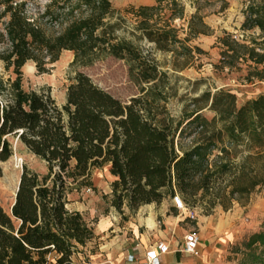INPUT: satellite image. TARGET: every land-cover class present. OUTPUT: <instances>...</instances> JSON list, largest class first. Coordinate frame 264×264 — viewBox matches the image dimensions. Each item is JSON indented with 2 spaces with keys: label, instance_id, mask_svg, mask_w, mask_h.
I'll return each instance as SVG.
<instances>
[{
  "label": "trees",
  "instance_id": "obj_1",
  "mask_svg": "<svg viewBox=\"0 0 264 264\" xmlns=\"http://www.w3.org/2000/svg\"><path fill=\"white\" fill-rule=\"evenodd\" d=\"M126 11L136 18L133 39L118 34L124 18L112 0H52L37 18L29 13L28 0H0V22L6 18L0 28L5 43L0 61L11 71L7 78L0 74V175L2 163L14 154L11 138H18L47 165L45 173L24 166L12 213L0 203V264H73L77 244L85 245L93 230L82 212L67 207L69 195L94 188V170L107 164L115 177L112 203L119 210L126 204L136 211L176 194L193 208L197 194L207 197L216 183L234 185L232 194L259 184L248 185L244 176L249 156L235 164L232 149L245 145L249 152H264V94L238 105L236 94L221 88L202 95L216 113L212 121L202 115L203 108L182 120L172 117L166 106L167 72L140 41L181 54L179 44L189 59L194 48L200 50L187 45L203 33L193 28L198 16L181 39L173 27V21L184 17L178 0H156ZM199 23L206 27L202 19ZM240 47L252 61L264 64V51ZM63 50L73 51V63L80 65L105 55L124 59L131 78L148 85L126 102L79 71L62 106L49 92L25 89L23 66L34 61L44 72ZM256 75L264 78V68ZM193 126L200 128L195 144L177 148L179 131L180 137ZM217 148L222 153L219 164L210 158ZM244 246L245 256L257 263L264 254V230L252 234ZM52 252L57 254L54 262L49 259Z\"/></svg>",
  "mask_w": 264,
  "mask_h": 264
},
{
  "label": "rangeland",
  "instance_id": "obj_2",
  "mask_svg": "<svg viewBox=\"0 0 264 264\" xmlns=\"http://www.w3.org/2000/svg\"><path fill=\"white\" fill-rule=\"evenodd\" d=\"M51 1L28 0L29 13L34 18L39 17ZM178 1L184 8V17L173 21V27L177 29L178 37L184 39L190 30L193 16L197 15L192 22L193 28L203 30V33L193 37L187 45L193 48L197 46L201 51L194 48L192 57L186 59L179 44L176 48L181 54L157 50L154 43L140 41L145 53H149L159 68L167 72L169 91L166 106L171 116L182 120L188 113L203 108L200 111L202 115L212 121L216 113L210 109V105H206L202 95L206 92L213 94L221 88L235 93L238 105L264 94V78L256 75V71L264 68V64L252 61L247 49L240 47L245 45L264 51V0ZM112 4L124 18L118 34L133 39L136 18L126 10L131 6L154 5L156 0H112ZM201 19L206 27L199 23ZM5 20L3 18L0 22L2 30ZM3 46L5 43L0 41V48ZM74 57L73 51L63 50L60 58L48 64L44 72L38 70L34 61H28L22 68L25 89L49 92L56 103L62 106L66 103L68 86L79 71L126 102L141 95L142 86L148 85L139 84L131 78L129 64L124 59L105 55L90 65H80L73 63ZM0 74L5 78L11 74V71L5 70L2 61ZM217 126L220 127V123ZM199 130L196 126L185 128L180 137L179 131L176 137L177 148H189L195 144ZM11 140L14 154L2 163L0 175V203L8 213H11L15 202L24 166L39 173L47 171L45 161L34 155L18 138ZM221 155L220 148L215 149L211 161L219 164L218 157ZM232 155L235 164L246 162L249 156L245 163L244 178L249 181L248 185L252 181L259 184L250 187L248 192L232 194L234 185L228 182L216 183L207 197L202 198L201 193L197 194V201L192 208L195 219L186 218L185 214L181 216L173 206V198L142 205L136 211L126 204L119 210L112 203V182L115 177L110 172V165L94 170L92 180L95 187H85L69 196L72 206L84 208L83 216L93 230V237L85 245L77 244L74 257L93 261L101 255L104 259L106 253L100 250L103 244L129 237L134 225L142 220L154 218L155 221H164L166 216H170L177 220L184 233L196 229L203 236V232L208 234L212 230L219 248L217 259L220 264H254L253 258L245 256L244 243L252 234L264 230V152L255 149L249 152L245 145H239L232 149ZM103 219L108 220L110 226L104 233L98 234L96 228ZM161 227L164 229L165 224ZM56 257L57 254L52 252L49 255L50 262H54ZM255 264H264V254L258 257Z\"/></svg>",
  "mask_w": 264,
  "mask_h": 264
},
{
  "label": "crops",
  "instance_id": "obj_3",
  "mask_svg": "<svg viewBox=\"0 0 264 264\" xmlns=\"http://www.w3.org/2000/svg\"><path fill=\"white\" fill-rule=\"evenodd\" d=\"M67 207L70 210H77L82 213L84 211L83 207L72 206V203H69ZM157 221H155L154 218L142 220L139 224L134 225L129 237L125 236V238H119L113 242L103 244L100 250L106 253L105 258L103 259L100 255L92 262L96 264H109L110 262L115 264H126V257L129 254L143 253L154 243L165 241L170 244L171 251L162 255L164 264H220L219 259H217L219 248L217 246L216 237L212 236V230L208 232V234L203 232V236L200 234L201 242L198 246L199 254L194 255L185 253L179 249L184 235L189 230L184 233L183 230L179 228L178 222L174 217L166 216L164 218V229L161 226L158 227ZM109 226L110 222L103 219L98 224L96 231L98 234L104 233ZM73 259L76 261L79 260L76 257Z\"/></svg>",
  "mask_w": 264,
  "mask_h": 264
},
{
  "label": "built area",
  "instance_id": "obj_4",
  "mask_svg": "<svg viewBox=\"0 0 264 264\" xmlns=\"http://www.w3.org/2000/svg\"><path fill=\"white\" fill-rule=\"evenodd\" d=\"M173 206L175 210L182 216L185 214L186 218L195 219L196 215L191 207L187 206L182 198L176 194L173 197ZM179 215V216H180ZM159 226L164 225V221H157ZM201 242L200 232L196 229H191L186 232L183 237L182 243L179 245V249L188 254L198 255V246ZM171 251V246L168 242L158 241L152 246L147 248L143 253H131L126 257V264H164L162 261V255ZM74 258V256H73ZM73 260V264H96L86 259ZM109 264H115L110 262Z\"/></svg>",
  "mask_w": 264,
  "mask_h": 264
},
{
  "label": "water",
  "instance_id": "obj_5",
  "mask_svg": "<svg viewBox=\"0 0 264 264\" xmlns=\"http://www.w3.org/2000/svg\"><path fill=\"white\" fill-rule=\"evenodd\" d=\"M18 188H19V186H18ZM17 191H18V189H17ZM16 194H17V192H16ZM14 204H15V202H14ZM14 204H13V205H14ZM12 207H13V206H12ZM11 213H12V208H11Z\"/></svg>",
  "mask_w": 264,
  "mask_h": 264
}]
</instances>
